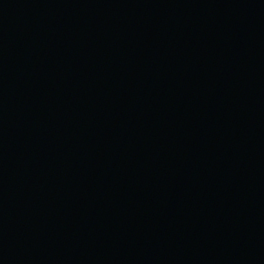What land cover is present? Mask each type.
I'll use <instances>...</instances> for the list:
<instances>
[{
  "label": "water",
  "instance_id": "1",
  "mask_svg": "<svg viewBox=\"0 0 264 264\" xmlns=\"http://www.w3.org/2000/svg\"><path fill=\"white\" fill-rule=\"evenodd\" d=\"M0 264H264V0H0Z\"/></svg>",
  "mask_w": 264,
  "mask_h": 264
}]
</instances>
